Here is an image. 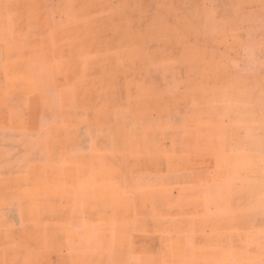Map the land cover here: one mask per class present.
Masks as SVG:
<instances>
[{"label":"rangeland","instance_id":"obj_1","mask_svg":"<svg viewBox=\"0 0 264 264\" xmlns=\"http://www.w3.org/2000/svg\"><path fill=\"white\" fill-rule=\"evenodd\" d=\"M222 138L241 158L212 160L214 196L235 169L253 207L172 210L210 216L211 238L163 264H264V0H0V264H91L121 243L97 223L129 211L107 208L129 180L108 155Z\"/></svg>","mask_w":264,"mask_h":264},{"label":"crops","instance_id":"obj_2","mask_svg":"<svg viewBox=\"0 0 264 264\" xmlns=\"http://www.w3.org/2000/svg\"><path fill=\"white\" fill-rule=\"evenodd\" d=\"M225 139L222 138V154L197 152L126 155L121 169L117 170L109 163L115 161L114 155H108V163L102 165L106 167V176L113 178L115 171H118V174H123L129 180L123 181L122 193L113 196L114 204L107 208L129 211L122 215H109L103 227L97 223L93 240L121 243L118 248L114 245L108 247L107 244V248L102 246L99 249L98 246L92 250L91 264H99V258L106 257L107 264H163L167 258L185 255L177 254L178 246L168 242L210 240V216L201 217L202 213L196 211V216L180 218L178 211L176 213L172 210H210L222 207V210H226L222 213V224H228L230 222L227 220L238 215L236 210L253 207L244 204L250 201L248 196L244 199V192L236 176H231L237 172L235 169L227 170V175L222 177V204L214 196L217 190L211 177H215L217 171L224 170V163L222 170H215L212 175V160L223 162L225 157H231L237 162L241 158L238 154H225ZM115 192L119 193L113 187ZM166 210H170V215H164ZM100 228L104 232H100ZM227 239H236L235 234L227 236L226 230H222V240ZM116 257L121 260L116 262L113 259Z\"/></svg>","mask_w":264,"mask_h":264}]
</instances>
